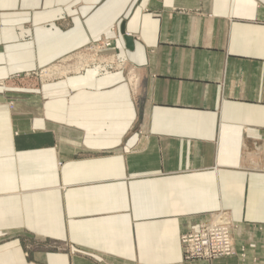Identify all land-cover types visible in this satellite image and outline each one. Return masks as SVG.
<instances>
[{"label":"crops","instance_id":"crops-1","mask_svg":"<svg viewBox=\"0 0 264 264\" xmlns=\"http://www.w3.org/2000/svg\"><path fill=\"white\" fill-rule=\"evenodd\" d=\"M0 264H264V0H0Z\"/></svg>","mask_w":264,"mask_h":264},{"label":"built area","instance_id":"built-area-1","mask_svg":"<svg viewBox=\"0 0 264 264\" xmlns=\"http://www.w3.org/2000/svg\"><path fill=\"white\" fill-rule=\"evenodd\" d=\"M218 216L213 217L198 232L183 235L182 242L187 259H214L235 254L230 233L231 224L223 215Z\"/></svg>","mask_w":264,"mask_h":264},{"label":"rangeland","instance_id":"rangeland-1","mask_svg":"<svg viewBox=\"0 0 264 264\" xmlns=\"http://www.w3.org/2000/svg\"><path fill=\"white\" fill-rule=\"evenodd\" d=\"M113 41L114 40L110 39V38H101L100 40L96 41L94 45H90L87 48L85 47L84 49L79 51V54H77L76 56H73L72 58L78 57L77 59H78V61H80L79 63H85V62L92 63L94 61H98V59L101 60V58H103V57H101L99 55L101 52H106L107 50H110V51L114 50V45H113L114 42ZM108 44L110 46H108ZM71 59L69 58L68 60H65V61L62 62V65H65L66 67L57 66L56 65V66L49 67V68L43 69V70L45 72H48V73H52V72L53 73L54 72L57 73V72H59L61 74V72L63 73L64 71H69V70L72 71V70L79 69L80 65H77L78 61L75 60L73 62H70ZM43 70H41V71L40 70L31 71V72H27V73H24V74L15 73V74L11 75V77H10L11 79L9 78L7 81H5L3 83L5 85H7V86L9 85L10 87H15V88L22 89V88H28V86H36V85H38V82L33 83V81H36V80L38 81V79L39 78L41 79V77L44 78V79L45 78L55 77V76L48 77V76L42 75ZM231 229H232V226L230 225V233H231V236H232V230ZM195 232H198V231H195ZM232 240H233V238H232ZM54 246L58 247V248L63 247V246H60V245H54ZM183 249H184V246H183ZM235 254H236V249H235ZM232 255H234V254H232ZM232 255H227V256H222V257H228V256H232ZM185 258H186V256H185ZM218 258H221V257H218ZM214 259H217V258H214ZM188 260H190V259H188ZM194 260H213V259H194Z\"/></svg>","mask_w":264,"mask_h":264},{"label":"water","instance_id":"water-1","mask_svg":"<svg viewBox=\"0 0 264 264\" xmlns=\"http://www.w3.org/2000/svg\"><path fill=\"white\" fill-rule=\"evenodd\" d=\"M122 34H123V37H124V40L126 41L127 45L129 47H132L133 45V37L128 35L124 29H122Z\"/></svg>","mask_w":264,"mask_h":264},{"label":"bare ground","instance_id":"bare-ground-1","mask_svg":"<svg viewBox=\"0 0 264 264\" xmlns=\"http://www.w3.org/2000/svg\"><path fill=\"white\" fill-rule=\"evenodd\" d=\"M80 67H81V65H80ZM70 71V70H69ZM69 71H64L63 73L61 72V74L59 73V72H57V73H48V72H45L44 70H43V72H42V75H44V76H48V77H51V76H55V77H57V76H62V75H64V74H66L67 72L69 73ZM218 217H220V216H218Z\"/></svg>","mask_w":264,"mask_h":264}]
</instances>
